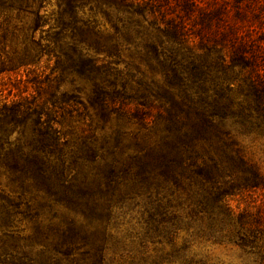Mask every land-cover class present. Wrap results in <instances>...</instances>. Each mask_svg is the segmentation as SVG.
I'll return each instance as SVG.
<instances>
[{
    "label": "trees",
    "instance_id": "16d2710c",
    "mask_svg": "<svg viewBox=\"0 0 264 264\" xmlns=\"http://www.w3.org/2000/svg\"><path fill=\"white\" fill-rule=\"evenodd\" d=\"M54 1L48 54L89 81L90 104L126 120H145V108H154L162 128L152 139L145 121L128 143L120 127L101 142H70L57 124L66 105L84 106L76 94L59 96L49 76L26 75L8 99L0 75V174L10 188L0 183V263L111 264L125 256L112 233L117 210L138 201L142 249L145 241L173 247L185 231L192 240L237 246L247 264H264V172L235 136L264 132V0ZM45 3L0 0V14L31 16L35 32L48 21ZM99 14L112 32L99 27ZM28 44L35 45L34 35ZM122 49L134 51L147 71L114 67ZM25 50L22 65L37 56ZM257 189L260 204L231 208L230 199ZM25 198L74 216L35 222L21 235L15 218ZM189 243L157 257L129 253V264H204L188 253Z\"/></svg>",
    "mask_w": 264,
    "mask_h": 264
},
{
    "label": "rangeland",
    "instance_id": "374dc122",
    "mask_svg": "<svg viewBox=\"0 0 264 264\" xmlns=\"http://www.w3.org/2000/svg\"><path fill=\"white\" fill-rule=\"evenodd\" d=\"M57 6L54 0H47L44 7L41 9V15L47 21L45 26L35 32L28 29L32 17L17 13L16 11H3L0 14V69L3 71L0 75L6 82L3 96H6L8 90L11 89L8 99L13 97L18 89L22 90L25 84L24 79L26 75H47L51 82L57 86V94H76L84 106L73 103L66 105L64 112L60 117L59 129L65 133V138L70 142H80L81 140L95 139L101 142L107 138L116 128L120 127L126 131L125 141L131 140L129 132L141 130L145 131V121H150L148 127L150 131H146L147 136L152 139L155 138L162 128L161 120L157 116V111L154 108H145L148 111L147 118L143 120L138 117H130L129 120L118 118L116 112L111 111L101 115L95 107H93L88 99L90 92L89 81L80 77L68 63L57 62L56 57L48 54V32L49 26L53 23V18ZM99 27L112 32V27L106 19L100 14L97 16ZM34 35L35 45H30L28 41ZM40 43V45H39ZM38 44V45H36ZM30 48L36 50L31 51ZM34 54L37 51V56L28 60L30 64L22 65V57L28 59L27 55ZM39 52V53H38ZM134 51H127L122 49L118 57H112L113 66L129 72L132 75H141V72H146L147 68L140 62L136 55L131 53ZM91 56L103 58L105 55L101 52H88ZM38 55L40 58H38ZM107 59V58H106ZM27 61V60H26ZM1 93V92H0ZM73 107L72 113L68 111ZM235 136L239 141L242 153L246 159L251 160L260 167L264 172V132H236ZM1 187L9 192L10 188L6 186L7 179L5 175L0 174ZM236 195L230 199L229 204L234 211H240L245 208L246 204L250 205L260 204L261 190L257 189L251 192L250 196L244 199ZM253 200H255L253 202ZM18 207L19 214L15 218L16 229L20 231L21 235H28L32 233V227L35 222L41 224L60 223L63 219L72 218L74 215L60 205H53L51 208L39 209L37 202L29 200L26 203L22 200ZM28 205V206H27ZM252 210L254 208H251ZM144 206L138 201H127L121 209L117 210V218L115 227L112 228V233L118 240H120L125 256L123 258L116 257L111 264H129L131 260L129 253H134L138 257H157L170 252L174 247L181 246L184 240H188L189 252L194 256L195 260H201L204 264H247V257L243 254L237 246L229 243H216L212 241L195 240L188 237L189 232L181 231L175 238L174 246L168 244H158L145 241L146 250L142 249L139 241L144 234L143 218ZM140 253V254H139ZM4 264V263H0ZM170 264H180L179 262H172Z\"/></svg>",
    "mask_w": 264,
    "mask_h": 264
}]
</instances>
